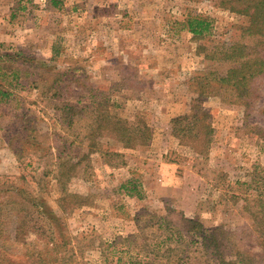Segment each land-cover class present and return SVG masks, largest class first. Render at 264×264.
Returning a JSON list of instances; mask_svg holds the SVG:
<instances>
[{"label": "rangeland", "instance_id": "obj_1", "mask_svg": "<svg viewBox=\"0 0 264 264\" xmlns=\"http://www.w3.org/2000/svg\"><path fill=\"white\" fill-rule=\"evenodd\" d=\"M189 16L209 31L187 30ZM246 22L217 0H0V264H239L259 250L244 191L264 185V74L249 108L199 96L208 137L172 122L191 113L193 77L227 67L205 54ZM104 114L150 139L124 146L95 122ZM185 218L223 227L225 260L178 237Z\"/></svg>", "mask_w": 264, "mask_h": 264}, {"label": "trees", "instance_id": "obj_2", "mask_svg": "<svg viewBox=\"0 0 264 264\" xmlns=\"http://www.w3.org/2000/svg\"><path fill=\"white\" fill-rule=\"evenodd\" d=\"M217 4L229 8L238 14L247 17V22L240 26L238 36H236L230 45L222 46L215 45L213 50L208 51L205 56L207 59L225 62L227 67L224 71H204L201 74L193 77L195 92L198 96L194 98V102L190 106L191 113H185L173 119L174 134L178 133L179 137L192 136L195 139L203 138L198 131L199 123L203 127L204 138L212 133L213 128L206 124L204 119L206 116L201 113L202 104L199 102V96L204 91L224 92L230 95L236 102H244V105L249 108L253 100L258 96L254 81L264 74V0H217ZM211 20L202 16H189L183 27L187 28L194 35H202L209 31ZM1 57H12L11 54H4ZM2 96H7L9 93L2 92ZM84 108V107H83ZM70 109L75 113L79 108L75 105H70ZM264 113V108L262 110ZM248 114V113H246ZM101 115V114H100ZM98 117H101V116ZM96 118L95 122L99 126H104L106 131L117 137L124 146H133L135 144L145 143L150 139L151 132L149 127L141 122H136V125H130L121 118H113L109 116ZM202 123V124H201ZM198 125V126H197ZM7 189H10L9 187ZM21 192V190H20ZM19 192V194H20ZM36 204L35 198H31ZM37 208L38 203L36 204ZM40 210V211H39ZM244 211L251 219V226L244 227V235L252 234L254 244L260 247L259 250L249 249L244 247V254L238 253L236 260L240 264H264V185L257 184L253 190L244 191ZM38 212L43 213L41 208ZM160 226L166 224L169 229L172 223L166 216H160ZM24 226L27 223L26 218L21 217ZM47 227L53 232L59 233L60 238L58 243L61 246L66 244L64 234H61L62 224L58 218L54 216L44 217ZM184 230V231H183ZM190 235L197 241L198 247L206 249L218 256H223V252L228 248V241L222 236L224 229L221 225L213 227H205L199 219L185 218L183 220V228L177 231L178 237ZM176 235V236H177ZM58 251V250H57ZM59 252V251H58ZM220 253V255H218ZM2 254H0L1 256ZM38 259L43 261V257ZM225 260L224 258L218 259ZM8 264H17L9 262ZM222 264H224L222 262ZM229 264V263H227Z\"/></svg>", "mask_w": 264, "mask_h": 264}]
</instances>
